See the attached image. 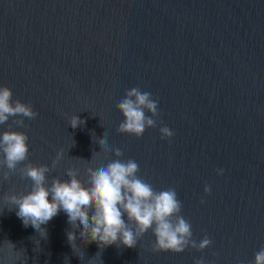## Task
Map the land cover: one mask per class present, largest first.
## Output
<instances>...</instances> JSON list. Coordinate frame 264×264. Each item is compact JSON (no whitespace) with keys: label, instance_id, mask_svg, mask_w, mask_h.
<instances>
[{"label":"water","instance_id":"1","mask_svg":"<svg viewBox=\"0 0 264 264\" xmlns=\"http://www.w3.org/2000/svg\"><path fill=\"white\" fill-rule=\"evenodd\" d=\"M0 85L37 112L22 129L28 159L50 164L64 150L49 182L68 179L70 165L86 181L89 164L115 159L76 158L90 160L105 135L155 189L175 188L193 238L212 241L153 252L149 231L100 257L95 243L72 250L65 212L41 226L46 238L23 225L3 197L30 181L13 176L0 182V247L22 253L10 264H251L264 245V0H0ZM132 87L158 100L157 127L139 138L116 131V104ZM76 113L84 124L74 129ZM161 126L174 135L161 139Z\"/></svg>","mask_w":264,"mask_h":264},{"label":"clouds","instance_id":"2","mask_svg":"<svg viewBox=\"0 0 264 264\" xmlns=\"http://www.w3.org/2000/svg\"><path fill=\"white\" fill-rule=\"evenodd\" d=\"M116 108L123 117L116 128L118 133L139 138L147 128L157 127L158 100L148 91L139 87L126 90ZM36 116L37 112L30 103L14 99L12 89L0 85V125H8L0 131V182L9 181L13 176L30 181L28 191L10 192L3 197L4 201L15 206L16 215L25 227L31 225L46 238L47 231L41 226L63 211L70 225L66 232L70 248L95 243L100 250L95 255L99 257L101 251L110 245L136 247L149 231L154 237L153 252L202 251L212 244L207 235L199 240L193 238L192 225L181 214L182 202L176 189H155L138 175L140 168L135 160L120 159L122 149L109 144L105 135L96 140L99 151H93L90 160L76 158L92 161L94 156H106L111 152L115 159L95 168L89 164L84 169L86 181L79 178L80 168L70 165L64 169L68 179L53 176L49 182L48 174L64 158V150L58 149L50 164H35L28 159V135L22 129L27 128L26 119L33 120ZM68 124L75 129L83 125L84 120L76 113L68 117ZM159 132L161 139L174 135L167 126L159 127ZM222 172L217 169L218 174ZM203 191L210 193V186L205 184ZM0 256L5 264H10L20 260L22 253L12 242L5 240L0 247ZM89 264L94 261L90 259ZM194 264L207 262L200 257ZM251 264H264V245L254 252Z\"/></svg>","mask_w":264,"mask_h":264}]
</instances>
